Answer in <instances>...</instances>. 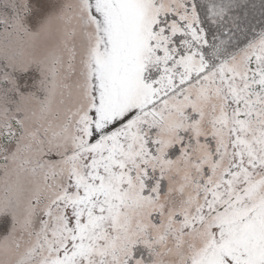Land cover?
Returning <instances> with one entry per match:
<instances>
[{
    "label": "snow or ice",
    "instance_id": "obj_1",
    "mask_svg": "<svg viewBox=\"0 0 264 264\" xmlns=\"http://www.w3.org/2000/svg\"><path fill=\"white\" fill-rule=\"evenodd\" d=\"M0 264H264V0H0Z\"/></svg>",
    "mask_w": 264,
    "mask_h": 264
}]
</instances>
